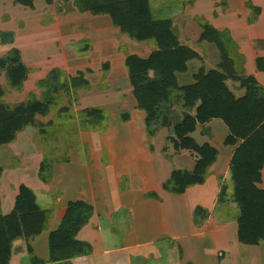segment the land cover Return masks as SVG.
<instances>
[{"label":"rangeland","instance_id":"1","mask_svg":"<svg viewBox=\"0 0 264 264\" xmlns=\"http://www.w3.org/2000/svg\"><path fill=\"white\" fill-rule=\"evenodd\" d=\"M76 1L78 0H53V3L49 4L46 0H32L33 7H29L18 3L17 0H0V59L6 57L11 49L16 48L20 50L26 67L30 68L20 91L10 87L6 72L0 70V86L5 91L2 99L4 103L16 106L26 102L32 95L42 100L45 89L41 88L40 82L46 80L55 69L61 71L62 79L67 77L85 80L83 87H72L70 93L61 92L57 105L53 106L50 114L39 117V120L45 124L53 123V126L50 125L46 130V135H41L35 127L30 126L25 135L20 136L19 142L15 146L11 145L13 149H3L0 153V167L3 168L1 176L3 178L6 173L5 180L17 186L23 183L21 179L24 176L33 178L37 172L39 175L40 164L48 157L54 162L53 167H57L59 171L64 165L70 164L69 168L65 169L66 174L61 171V177L57 180L60 189L63 185L69 186L67 184L69 183L71 187L89 191L88 184L92 181L98 192L111 194V189L116 186L117 195H120L133 183L138 193L129 195V199L137 203L138 194H147L155 188L160 189L163 182L172 176L175 170L194 166L196 168L197 154L175 152L174 143L168 141L171 135V129L168 127L159 130L154 138L148 135L145 125L146 113L138 108L125 61L128 55L150 58L159 49L155 41L138 42L132 39L128 34L129 24L114 25L108 14L96 15L91 8L79 9ZM203 1L199 2L203 6L200 9L206 7ZM215 1L213 0V3ZM248 1L250 0L246 3ZM114 2L121 11L129 9L125 1L114 0ZM196 2L197 0H150L154 16L170 19L177 29L180 42L205 50L204 55L199 59L191 60L193 63L190 68L187 65L188 74L182 77L184 83L193 80L194 84L200 71L204 70L208 73L211 69L216 70L221 63L220 50L216 44L200 41L202 32L199 34L197 28L206 19L197 14V7L193 8ZM221 2V4L220 1L216 3L215 9L220 6L227 8V4L225 5L227 1L221 0ZM180 15L182 16L179 17ZM11 19L12 21H9ZM16 26H18L17 31H20L18 42L16 43L17 32L12 31L14 34L12 43H3L1 33L11 32L8 29ZM224 31H229L233 41L238 43L230 29ZM239 36L246 41L244 49L247 63L251 69H254L258 49L264 50V24L257 29L241 28ZM235 51L231 52L235 57V68L240 75L245 74L247 71L245 59L237 57ZM227 81L230 90L237 97L245 94L246 90L241 87L239 81L234 79ZM173 103L170 116L174 127L184 121L185 108L176 97ZM92 108L105 110L104 129L89 130L82 126L83 113ZM64 109L68 111H63ZM124 113H128L129 116L128 121L125 122L122 121ZM69 116L73 119L62 123ZM198 126L195 131L199 142L197 144L199 146L205 145V142L215 144L223 151L225 144L222 141V129L215 127L213 132L212 127ZM225 153L229 154L228 151H224ZM226 156L216 168L212 169L208 192L213 191L211 188L214 184H217L220 190L226 185L230 189L229 193L232 192L233 182L230 181L231 173L225 162ZM66 158L68 162L63 161ZM187 159L189 163L186 162ZM17 169H21L22 174L15 172ZM99 169L101 172L108 171V176L105 173V179H98ZM63 175L70 176L66 179V184L63 183ZM0 186H3L2 181ZM74 190L70 191L68 196L76 194L77 191ZM205 193V189L196 187L190 191V197L195 200L196 205H201ZM58 198L59 196H55L54 205L49 208H60L61 202ZM191 199L173 195L166 199L165 206L148 205L146 208L143 207L141 212L148 217H156L160 214L170 225L175 224L177 231L190 233L193 229L190 223ZM216 202L213 210L215 218L220 223L230 224L232 230H220L216 236V230L211 229L202 235L203 237L190 236L188 240H184L189 257L199 264H217L216 250L231 249L237 256L239 264H264V252L260 253L259 248L252 245H241L233 236V226L238 224L234 220L237 205L229 203L226 206H219L218 197ZM234 241L237 243L235 244ZM223 255L224 253L220 251L219 256L222 258ZM225 263L233 264L228 262V259Z\"/></svg>","mask_w":264,"mask_h":264},{"label":"trees","instance_id":"2","mask_svg":"<svg viewBox=\"0 0 264 264\" xmlns=\"http://www.w3.org/2000/svg\"><path fill=\"white\" fill-rule=\"evenodd\" d=\"M22 5L33 7L32 0H17ZM49 4L53 0H46ZM128 3L129 9L121 11L114 0H78L79 9L91 8L96 15L108 14L114 25L129 24V36L138 41L154 40L158 46L149 59L137 55H128L125 66L133 87V94L138 108L146 113L145 125L150 138L159 130L171 129L169 140L174 143L177 153L194 152L197 154V166L193 171L175 170L172 176L163 183V188L173 194H183L192 186L202 185L208 177L209 168L216 162L218 150L210 144L199 146L190 136L198 125H206L217 119L223 121L229 131L224 144L234 146L230 163L233 182L232 192L223 185L218 197V205L229 203L237 205L234 220L239 226V240L247 245L264 243V190L258 184L262 182L264 167V86L254 76L239 74L235 68L232 51L237 45L227 31L221 32L207 22L200 26L203 32L200 41L215 43L220 50L221 63L216 70L206 73L200 71L196 83L180 87L176 73H185L187 63L201 56L192 48L182 45L177 29L167 18L154 16L150 0H122ZM247 7L252 10L254 22L261 10L248 1ZM6 36V37H4ZM12 32L1 33L3 43H12ZM234 48V49H233ZM235 51V52H236ZM257 66L264 71V60L257 59ZM0 70L7 74L10 87L15 91L23 88L29 69L22 60L20 50L13 48L6 57L0 59ZM60 70H53L46 80L40 82L45 89L44 98L38 100L34 95L26 102L11 106L2 101L5 91L0 86V149L14 142L17 135L27 127H35L41 135L53 126L39 120L46 117L57 105L60 93H70L71 88H80L85 84L82 78L62 79ZM234 79L246 90L242 97H237L226 82ZM174 97L185 108V119L172 126L170 109ZM67 109H64L65 111ZM194 110V113H193ZM68 111V110H67ZM104 109L92 108L83 113L81 124L89 130L105 128ZM107 112V111H106ZM70 116L62 123L70 122ZM128 113L122 115V121H128ZM166 151V150H165ZM169 156V155H168ZM68 162L66 158L63 160ZM54 162L46 157L40 164L39 179L49 183L53 177ZM3 168L0 167V177ZM156 198V194L150 195ZM94 213L92 205L83 201L70 202L65 216L58 229L50 234L49 245L52 261L65 260V253L77 255L89 252V246L75 241V235L87 224ZM51 213L42 209L31 189L22 185L14 210L9 215H2L0 203V264H10L14 241L24 238L30 240L47 230ZM208 213L202 207L195 210V220L200 226ZM33 255V250L28 245ZM41 264L39 260H35Z\"/></svg>","mask_w":264,"mask_h":264},{"label":"crops","instance_id":"3","mask_svg":"<svg viewBox=\"0 0 264 264\" xmlns=\"http://www.w3.org/2000/svg\"><path fill=\"white\" fill-rule=\"evenodd\" d=\"M218 1H220V4L222 3L221 0H216L214 3L213 0H204L203 2L206 7L205 9H200L203 6L202 3L199 4L201 0H197L195 7L193 8L196 9L197 7V14L201 17L203 16L204 20L206 19V21L204 22H207L215 29L221 32H224L225 29H230V31H232V34H234L238 41V43L236 42V56H240V58L245 59V69L247 70L245 71V75L254 76L258 80V82L264 86V71L259 69L257 66L258 58H262L264 60V50L260 48L258 49L259 52H257L255 55L254 69H251L247 63V54L244 49L246 41L239 36L241 28L257 29L259 26L264 24V0H250L254 7H257L261 10L260 14L254 22L250 21L253 17V15L250 14H253V12L247 7V0H226V9L222 6H220V8L218 9H215V5L216 3H218ZM215 14H217V16H215ZM181 16L182 15H180L179 17ZM9 21H12V19ZM17 27L18 26L8 29V31L17 32L16 43L18 42V38L20 36V31H17ZM3 30H5V28ZM197 30L200 31L199 34L203 32L201 26L197 28ZM227 32L229 33V31ZM255 41L256 39L253 40V42ZM181 44L185 46L189 45L187 43L184 44L182 42ZM205 45L207 46L208 44ZM188 47L195 50L200 56L204 55L205 50L203 48L197 49L193 46ZM140 57L143 59H149V57ZM189 63L187 65H189L190 68V65L193 63V61H189ZM212 70L214 69H211L210 71ZM188 72L189 69L185 73L177 74V79L181 87H186L194 84L193 80L188 83L183 82L182 77H185ZM227 83L228 81L226 82V84ZM207 126L212 127L213 132L215 127L222 129V141L223 143L225 142L227 136L229 135V131L223 121L214 119L207 123L206 127ZM198 127L199 126H197V128ZM29 128L30 127H27L17 135L16 142L10 145L3 146L0 149V153L5 148H8L9 150L13 149L11 148V145L15 146L16 143L19 142L20 136H24V133ZM207 132L209 133L208 130ZM190 136L197 143H199L197 137L195 136V132L190 134ZM205 144L208 143L205 142ZM210 145L218 150V156L216 162L209 168V174L204 184L192 186L187 189V191L183 194L170 193L163 188L162 184L160 189L155 188L154 191L150 190L149 192H147V194H138L139 200L137 203L135 201L132 202L129 199V195H134L138 193L133 183H131L130 188H128L127 191L123 194L117 195L116 186L112 188L113 190L111 189V194H104L98 192L97 188L95 187L96 185L94 186L92 181L88 184L90 185L89 191H86L83 188L76 189V187H71L70 184L66 181V179L70 178V176L68 177L67 175H65V177L63 175V183L66 182L69 186L66 187L63 185L62 189H60L58 187L57 180L61 177V171L66 174L65 169L69 168L70 164L64 165V168H62L61 171H59V169L55 167L53 170L52 180L49 183L42 182L39 179V175L37 172L35 173L33 178L32 176H29V178L26 176H24L23 178L22 176H18L19 178H22L21 180H23V183H20L16 186L10 184L8 181L5 180L6 173H4L5 176L3 175V178L1 176L2 179H0V181L3 182V186H0V203L2 215H9L14 210L17 198L20 194V187L22 185L31 189L36 196L37 204L42 209L48 210L51 213L47 230L43 231L39 236L31 238L28 241L24 238L14 241L13 254L10 260V264H37L35 261L36 259L39 260L41 264H193V262L194 264H199L196 262V260L189 257L187 246L184 243V240H188V238H190V236L192 235H198L199 237H203L202 235L206 234V232L211 229L216 230V236L219 234L220 230L228 231L229 229H231V227L229 226L230 224L227 225V223L224 224L218 222L217 218H215L213 214L215 204L217 203V197H219V192H221L220 188L217 184H214V186H212L211 188L213 191L208 192L209 190L207 191V187L209 181L212 180V169H214V167L216 168L217 165L221 163V159L226 155L227 156L225 157V162L227 164V168H229L230 170V163L236 147L225 145L223 146V151H221L217 147V145L211 143ZM224 151H228L229 154H224ZM186 162L189 163L188 159L186 160ZM186 162L184 161L185 164ZM193 164L195 165V163ZM194 169L195 166L187 169V171H193ZM21 171V169H17V171L15 172L22 174ZM6 172L8 171L6 170ZM98 172V179L100 180H102L103 178L105 179V173L106 176H108L107 170L101 172L99 169ZM261 173L262 182L258 184V186L259 188L264 190V167ZM231 180L232 179H230V181ZM196 187H202L206 190L205 195L202 196L205 197V199L202 200L201 205H196L195 200L193 201V199H191L190 197V191ZM73 189H75L74 191H77V193L68 196L69 192ZM151 194H156L157 197L152 198L150 196ZM173 195L188 197L191 199L190 223L192 224L193 229L190 233H185L182 230L181 232L180 230L177 231L174 227L175 224L170 225V223H168V220L160 214L156 217H148L141 212V209L143 211V207L146 208L148 205H158L157 207L165 206L166 199ZM55 196H59L58 200L61 202L59 209H57V207L49 208L54 205L53 201ZM78 201H83L87 204H90L94 208L93 215L91 216L87 224H85L79 230V232L75 235L74 238L75 241L85 244L84 249L89 246L91 250L89 252L86 250L84 253L77 255H70V251H68L65 253V257H67L65 260L57 262L52 261L49 245L50 234L58 229L63 217L65 216L68 204L70 202ZM197 207H202L208 213L207 219H205L200 226L197 225L195 220V210ZM211 222L213 224H211ZM233 227V236L236 237V239L241 245L247 246L246 244L241 243V241L239 240L238 224H235V226ZM236 243L237 242H235V244ZM28 245H30V247L32 248L34 257L29 252ZM252 246L259 248V251H261L260 253L264 252V244ZM220 251L224 253L222 258L220 257L221 255L219 256ZM227 254H229L230 256ZM236 257L237 256L232 253L231 249H228L227 251L225 249H218L215 252V260L217 264H227L225 263L226 259H228V262L230 261L233 264H239L238 259Z\"/></svg>","mask_w":264,"mask_h":264}]
</instances>
